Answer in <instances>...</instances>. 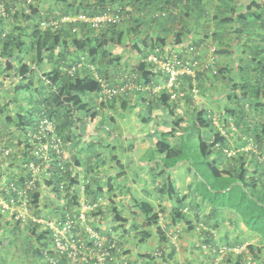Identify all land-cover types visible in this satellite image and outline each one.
<instances>
[{
  "label": "trees",
  "instance_id": "16d2710c",
  "mask_svg": "<svg viewBox=\"0 0 264 264\" xmlns=\"http://www.w3.org/2000/svg\"><path fill=\"white\" fill-rule=\"evenodd\" d=\"M82 1L83 0H57L59 3L66 4L64 11L55 12L54 9L51 8L44 13V9L42 10V8H44L42 7V0H32V4L30 5L21 4L17 2V0H5L3 2L5 4L7 16L2 17V15H0V60H4L7 72H12V75L16 77L17 75L20 76H18L20 78L19 84L15 88L16 93L24 97L28 102L36 104V107H32V109L29 108L30 110L28 109L26 112H19L17 114L18 129L22 136L24 135V140L19 138L20 141L18 145L25 147L21 152L20 164L17 166L18 169L15 167V161H11L12 163L10 164L7 163L14 153L9 149V146L5 144L3 146L2 142H0V148L11 151L10 156L5 159L4 168L7 172L11 171L8 173V180L19 187L25 186L29 181L30 173L27 165L31 162H35L36 164L42 163V168H48L47 170L51 172V178L43 179L41 183H38V189L31 194L32 206L37 218L43 217L41 206L42 203H44L43 197L46 188L50 189L49 194L52 197L58 196L60 197L59 199L62 198L64 205L62 206V204H60L62 203L61 200L59 202L61 206H59V208L61 210H65L69 206L78 207L82 205L81 198L79 197V194L81 196V192L86 195L90 192L92 194L93 190L91 184L86 183L84 185V190L81 189V186V188L76 186L80 181H86L89 174H80L79 168L81 167L82 152L78 153L80 136L75 132L74 119L77 118V129L80 130L81 126L85 125L84 119H91L93 123L94 120L99 118V112L95 109V106H93L92 103L84 101L83 97L98 94L101 91V83L97 80L96 74L103 80L115 84V77L117 76L114 77L115 80L109 77L107 74L108 72L106 73V69H119L120 67H124L126 64L122 60L128 56V52L126 51L125 53L122 50L124 32L120 29L122 25H124L123 23L128 13L126 7L123 5V1L125 0H98L93 4H84ZM108 8L119 9L124 15V21L121 24H106L100 29L90 28L88 25L81 22L60 24V26L54 30L42 29L41 27L44 21H60L63 17H78L80 14L96 16L107 11ZM152 11L153 17L157 20L168 18L169 14L164 9L156 7ZM148 12L151 13L149 8ZM11 17L20 24L16 26L12 32H7L5 22H7V20L9 21ZM230 19L232 23L236 22V20L243 23L250 21H255L257 23L263 22L264 0H255L251 2L246 7L245 12ZM31 29L32 33L30 32ZM24 36L28 38L29 42L26 40L24 41ZM144 43H146V41H144ZM158 46H161V41L158 39L154 40V42L152 39L150 49L146 50H142V47L135 44L132 49L133 53L138 55V61H134L136 63L134 65L132 64V67L127 65L128 68L131 69L121 73V75L119 74L117 80L125 76L128 78H136L135 82L138 85L148 88L144 91L153 92L152 87L158 86L153 81L155 78L153 71L160 74H162V72L158 69V66L150 62L148 58L152 55L160 56L162 52ZM24 55H29L28 64L23 63L24 58L22 56ZM216 55L218 56V49ZM197 58L199 59V57ZM16 59H18L17 62ZM46 64H50V66L46 67ZM127 64L130 63L128 62ZM214 68L218 70L217 74L211 76L224 77L225 72L219 68L218 60ZM258 69L264 74V60L261 63V67ZM206 72L204 71L197 75L195 84L190 77H181L179 79L180 84V80L183 78H187L191 81V101L197 96L194 94L193 90L197 89L199 92V79L201 75ZM262 87H260L259 93L264 96V88ZM136 92L140 93L143 91L139 90ZM174 93L177 94L176 99H172L171 94L166 90H161L159 93L152 94L159 95L160 98L158 101L151 100L147 103L149 112H147V117L144 119V124L150 121L155 109L165 108L168 110L170 116L175 119L176 127H180L182 119L179 118L175 111L180 96L184 98L186 94H181L180 86L175 89ZM261 94H256L255 96L260 98ZM132 96L133 94L128 97L114 98L104 103H107L108 106L114 110L116 109L115 102L122 100L126 104V100L130 99ZM246 97H249V95ZM124 110H126V108H124ZM0 113H4L1 106ZM81 113L84 114L83 117H79ZM205 113L204 111L199 112L196 121H193L189 126L192 125L195 126V128L198 127L205 130L212 129L210 121L203 124V116ZM241 114L246 116V114ZM6 118L10 123L14 121L10 116ZM45 118L54 123L57 136L63 141L65 150L71 155L70 161L62 165L64 171L61 169L62 162L58 159L55 151L50 150V159L45 162L35 155L38 140H34L33 136L38 134L40 122ZM110 119L111 122L109 123H115V117ZM256 125L258 129L263 126V122L258 119ZM262 128L264 132V126ZM96 129H98V127ZM92 130L93 126L89 128L90 132ZM187 130H189V128H187ZM213 131L214 134L211 140L202 137L199 139V148L202 157L212 159L209 165L213 176L215 178L234 177L236 182H239L238 186L242 192L249 191L250 189L256 192H260L259 190L264 191V162H262V160L264 161L262 158L264 154H260V152L263 151L264 144L260 143L258 139L255 138L253 143L245 142L238 145L237 150L251 146L249 151H239L238 158L234 155L228 156V151H232V149L226 145V135L220 130ZM226 133L229 135L231 131L226 129ZM173 135V130L162 133L160 139L155 141L154 147L160 157H167L175 160V167L181 161L183 150L168 142ZM75 139L78 140V145H76ZM48 142L51 143V140L48 139ZM71 146L73 149L72 152H70ZM225 149L227 152L224 151ZM98 156L100 155L98 154ZM249 157L252 158L250 159ZM232 160L235 165L231 163ZM221 163L223 169L219 170L218 165H221ZM166 169L169 168L166 167ZM196 173L198 174L197 171ZM64 183L65 185L63 186ZM62 186L63 188H61ZM98 188L94 197L92 196V200L86 201L87 204L99 202L100 198L98 196L102 194L103 189L100 187ZM167 190L169 191V197L177 202L172 216L176 222H184L187 226V231L192 233L203 221L199 220L198 215L195 221L190 220V214L184 211V206H182L190 195L191 188H189L182 198L178 197V193L171 182L168 183ZM218 192L219 191H217V193ZM203 202L211 204V202L206 199H203ZM114 203L115 200H112V204ZM138 207L139 211L145 217V223L141 226L138 225L137 227H133L135 230L139 229V233L136 235V238H139L137 244L141 245L146 243L155 231L157 235L160 236V242L162 244V247L158 250L162 252L160 262L162 264H168L174 261L177 250L174 245H168L170 238H168L159 227L160 214L155 211V207L150 202H143L139 204ZM198 208L199 206H197V208L191 207L190 210H198ZM99 209L101 208L99 207ZM215 211L216 208H212V215L210 214L205 218L206 226L202 229L199 239V244L201 245L196 246L195 250L202 253L209 250L210 256L214 253L208 261L209 264H246L248 258H251L253 263L264 264V259L262 258L264 254L263 246H257L247 241L245 243V240L242 239L243 236H237L234 240H229V236H224L225 240H223V243L218 239V236H221V223L215 220ZM111 212L114 221L118 223L119 226L118 228L112 226L110 232L106 233L110 238L113 235V230L116 231L128 225V220L122 217L121 212L116 206L112 207ZM237 213L241 215L244 214V212L236 211L235 216L233 215L234 218L239 221V218L237 219ZM1 216L7 218L3 215ZM213 219L215 220V224L212 222ZM7 220L16 223V229H21L20 227L27 229L28 233L26 232L27 236L25 235L26 238H23V241L32 242V237L38 239L40 242L38 247L34 248L32 245L29 247L26 245L27 247L23 250L30 258H33L30 261L37 260V264H45V256L42 250L51 245V239L48 232L43 229V225L32 221L24 223L21 220L14 219V217ZM232 223L231 221V224ZM235 223L236 222H234V224ZM7 224L10 225L9 222H7ZM122 237L124 238L123 235L118 238V247H122L124 250L125 255L128 257L129 264H137L138 262H141V264H148V262H150L146 260H151V257L148 255L143 261H139L138 259L134 262V260H131V250L125 247ZM0 264L15 263L7 262L6 258L3 257L0 260Z\"/></svg>",
  "mask_w": 264,
  "mask_h": 264
},
{
  "label": "crops",
  "instance_id": "0c3cea01",
  "mask_svg": "<svg viewBox=\"0 0 264 264\" xmlns=\"http://www.w3.org/2000/svg\"><path fill=\"white\" fill-rule=\"evenodd\" d=\"M48 1L42 0V7H45V12L53 8L50 6V1ZM253 1L255 0H125L123 1V5L126 7L128 13L126 14L124 25L120 29L124 32L122 50L125 53L126 51L128 52V56L122 60L126 65L119 69L107 68L106 73L108 72V76L114 80L116 78L117 81L119 74L121 75V73L131 69L128 66L132 67V64L134 65L136 63L134 61H138L137 59L139 57L136 53H133L132 47L136 44L142 47V50L150 49L152 39L153 42L156 39L161 41V46L158 47L162 53L179 54L181 57L188 59L195 58L202 65L206 62L208 48L215 46L218 49L217 60L219 68L225 72L224 77H213L209 72L205 71L206 73L201 75L198 82L199 94L192 101L190 100L191 81L187 78L180 80L181 94H186V96L184 98L180 96L175 111L179 118L182 119L179 128L176 127L175 119L170 116L169 112H160L158 114L157 111L160 108L154 110L150 121L154 116L156 119H162L161 121L166 119L169 123L171 122L175 130L171 139L175 142L179 136L178 133L187 134L189 125L193 121H196L199 112L204 111L206 113L203 116V124L210 121L212 129H206L202 133V136H205V139L211 140L214 134L213 130L222 131L227 137L226 145L232 149V151H228V156L234 155L238 158L239 151L244 150L246 152L251 149V146H249L237 150L238 145L245 142L253 143L255 138L264 144V132L262 130L264 126V96L259 93L260 87L263 86L262 88H264V74L258 69L261 67L264 56V21L260 23L255 21L243 23L239 20L232 23L230 21V18L245 12L246 7ZM156 7L164 9L169 14L168 18L155 19L152 10ZM148 8L151 13L148 12ZM193 46L201 48V57L199 59L190 50ZM128 62L130 64H127ZM153 73L155 74L153 81L157 85L163 84V75L155 73V71ZM152 94L154 93L151 91L136 92L130 99L126 100V104L122 100L115 102L116 109L114 110L107 103L101 104L98 101V97L96 98L97 102H92V104L99 112V121L105 118L100 114L102 110L109 111L111 114H118L120 110H123V113L119 114V117L123 119L122 121L125 120L127 115L132 118L133 112H136L135 118L137 121L141 120L144 124V119H146L147 114L139 118L142 111L149 112L147 103L151 100L158 101L160 98L159 95ZM256 94H261L260 98H257L255 96ZM247 95L249 97H246ZM94 96L97 95L94 94ZM111 111L114 112L112 113ZM241 113L246 114V116ZM113 117H115L116 123L118 120L115 115L110 116L108 121L111 122L110 118ZM258 119L263 122V126L257 129L256 121ZM158 122H154L156 126ZM226 129L231 131L229 135L226 133ZM129 136L132 139L134 138L132 135ZM129 136H125L124 139L127 140ZM224 151L227 152L226 149ZM260 154H264V145L263 151ZM262 156L264 159V155ZM158 158L159 154L157 155ZM249 158L251 159L252 157ZM132 160V157L129 155H122L120 158L118 155H111L101 160V165L99 163L93 171H83L86 160L83 157L81 158L80 174L87 175L90 172L91 174H98L106 180V185L103 181V186L100 187L103 189V192L98 197L102 201V206L97 219L101 221V224L105 221L110 223L109 221L112 218L108 215L111 214L112 209L110 210L109 207L116 206L121 212L122 217L128 220V225L126 224L127 226L117 231H121V235H125L124 238L122 237V240L125 247L131 250V260H134V262L138 259L139 261H143L147 255L162 247L160 236L154 231L152 237L146 241L148 244L142 247L145 243L141 244V246L136 243V249H133L130 243L132 240L129 241L126 237H135L139 233V229L135 230L133 227L143 225L145 223V217L139 211L138 206L143 202H150L155 207V211L160 214L159 227L170 238L168 245H174L177 250L174 261L168 264H209L208 261L211 258L207 256V252H199L200 255L194 253L196 246L201 245L197 244L198 240L196 238H199V234L205 228L203 224H199L191 233L182 225L184 222L178 223L172 216L177 202L169 197L167 186L170 182L174 186V175L177 176L179 174L176 170L177 168L174 170L167 169L165 171L164 169H160L158 164H155L153 161L148 162L147 165L144 163L137 165ZM262 162L264 161L262 160ZM231 163L235 165L233 160ZM183 165L185 166L184 172L187 175L186 178H188V191L191 188L189 183L192 184L191 178L195 174V171L192 170L189 162L185 161ZM138 166L143 169H148L146 173L150 176H157V178L150 179V181L154 180L153 185L148 183L149 179L143 181L146 183V189L141 188V186H131H137V183L142 182L140 179L137 181L130 179V169L137 168ZM220 166L223 169L222 163ZM165 172H171L172 175H164ZM128 175L131 183L127 186H123L124 183L121 185L120 180H124ZM161 177L165 179L166 183L159 181ZM98 180H102L101 177ZM151 186L154 187L152 191L149 190ZM97 188L96 186H92V194L91 192L87 195L81 194V196L79 194L81 202L91 201ZM174 188L179 198H182L187 193L184 190H177L175 186ZM135 190L137 193H139L138 190H143L142 194H146V198L148 199L146 201H141L143 197L137 199L134 196ZM59 198L58 196H49L44 201L46 205L54 207L59 204L60 200L62 202V198ZM112 200H115L114 204H112ZM104 204L105 206L103 207ZM208 205L207 202H203L200 196L189 195L182 206H184V211L190 214V220L195 221L198 215L201 221V217L206 215L202 214L204 213V208H207ZM197 206H199L198 210H190L191 207L197 208ZM136 220L138 221L136 222ZM102 227L105 226L102 225ZM109 230L106 228L105 231L109 232ZM115 234L117 235V233ZM255 237L257 236L255 235ZM4 256L5 254L0 251V260ZM160 261L158 260L157 264H162ZM18 264L20 263L18 262Z\"/></svg>",
  "mask_w": 264,
  "mask_h": 264
},
{
  "label": "rangeland",
  "instance_id": "374dc122",
  "mask_svg": "<svg viewBox=\"0 0 264 264\" xmlns=\"http://www.w3.org/2000/svg\"><path fill=\"white\" fill-rule=\"evenodd\" d=\"M49 1L48 2L50 3V6L55 8V12H62L66 8V4L59 3L57 2V0ZM97 1L98 0H83L82 3L93 4ZM42 9L45 10V7ZM44 10L43 12L46 13ZM19 24V22H16L14 18L11 17L9 21L7 20V22H5V28L7 32H12L16 26H19ZM30 32L32 33V29L30 30ZM25 40L29 42L28 38L24 36V41ZM28 56L29 55L22 56L24 58L23 63L28 64ZM262 59L264 60V56ZM17 60L18 59H16V62ZM47 66L48 64H46V67ZM12 74V72L6 71L4 60H0V106L4 110L3 114L0 113V142H2L3 146L4 144L8 145L9 149L14 152L13 156L7 163L10 164L12 163L11 161H15L14 164L17 168V166L20 164L22 154L21 152L25 148L18 145L20 141L19 138L24 140V135L22 136L18 129L17 114L19 112H26L29 108L32 109V107H36V104L28 102V100L16 93L15 88L19 84L20 76L17 75L16 77ZM96 98L97 96L94 95L83 97L84 101H86L87 103H92L95 101L97 102ZM157 112L158 114L160 112L168 113V110L165 108H160V110ZM121 113H123V110H120L118 114H111L109 111L102 110L100 114L102 117H105L104 120L99 121L97 119L92 123L91 119H84L85 125L81 126L80 130L77 129V118L74 119L76 128L75 132L78 136H80L79 142L77 139H75V142L79 143V145L78 143L76 144L79 147L78 153L82 152L81 155L86 160L84 162L83 171H93L95 167L99 165V163L101 165V160H104L111 155H118L119 158L122 155H129L132 157V161L137 165L142 163L147 165L148 162L153 161L155 162V164H158L160 169H164L165 171L167 170L166 167L169 169L174 167L175 160L169 159L167 157L163 158L160 156L157 159L158 153L154 147L155 141L160 139L162 133L169 130H173L175 132L173 124H171V122L169 123L166 119L163 121H161L162 119H156L154 116L151 121H148L147 124H143L141 120L137 121V119L135 118L136 112H133L131 116L133 119L127 115L125 120L122 121L123 119L119 117V114ZM146 114V111H142L139 118H141L143 115L146 116ZM109 115H115L118 121L116 123H109ZM7 116L13 118L14 121L10 123L6 118ZM83 116L84 114L81 113L79 117ZM155 121H159L157 126L154 123ZM92 126L93 130L92 133H90L89 128ZM97 127L98 129H96ZM188 128L189 130H187V134L181 132L178 133L179 136L175 141L176 143L173 142L172 139L168 141L171 145H175L176 147H179L183 150L182 158L180 159L181 161L177 164V166L172 168L173 170L177 168L176 170L179 173L177 176L174 175V186L177 188V190L187 191L188 178H186L187 175L184 172L185 166L183 164H185V161L189 162L192 170L195 171V174L191 178L192 184L189 183V185H191L190 195H199L202 200L206 199L207 201L211 202V204L209 203L210 205H208L207 208H204V213H202L204 215L206 214L204 217H201L203 226H206L205 218L211 214L210 209L216 208L215 220L221 223L220 234L222 236H218V239L221 240L222 243L224 242L223 240H225L224 236H229V240H234L237 236H243L242 239L245 240V243L247 241L257 246L261 245L264 247V191L259 190L260 192H256L250 189L249 191L242 192V190H240L238 186L239 182L237 183L234 177L215 178L211 172L209 165L212 159L202 157L199 148V139L200 137H205L202 136V133H204L206 130L200 129L198 127L195 128V126L192 125ZM129 135H132L134 138H130ZM125 136H129L127 137V140L124 139ZM72 150L73 149L71 146L70 152H72ZM98 154L100 155L99 157ZM218 169L221 170L222 167L218 165ZM147 171L148 169L140 168V166H138L137 168H131L129 171L131 173L130 179L132 181H137L138 179L142 180L141 183L136 184L137 186H131H141V188L146 189V183L143 182L146 181V179H149L148 183L153 185L154 180L150 181V179L157 178V176H150L146 173ZM196 171L198 172V174L196 173ZM166 174H171V172H165L164 175ZM98 176V174H91L89 172L87 180L83 182L80 181V183H78V185L76 186L83 187V185L89 183L92 186L101 187L103 186V181L106 185V180L102 176H99L102 180H98ZM130 179L128 175L124 180H120L121 185L123 183V186L129 185L131 183ZM159 181H161V183H166L165 179H163L162 177ZM153 189L154 187L151 186L149 190L152 191ZM138 191L139 193H137V191L135 190L134 196H136L137 199L143 197V200L141 201H146V199L148 198H146V194H144L145 196L142 194L143 190ZM217 191L219 192L217 193ZM81 194L83 193L81 192ZM83 195H85V193ZM151 195H153V193H151ZM49 196L51 195L48 194V192H45L43 201L45 200V198H49ZM58 205L54 207H51L50 205L46 206L44 201L41 206V209L44 212V217H49L50 211H56V213H59V210L61 209ZM104 206L105 204L103 205V207ZM109 209L111 210L112 207H109ZM236 211L244 212V214L241 215L237 213V219L239 218L238 220L240 222L234 218ZM108 216L112 219L109 221L110 223H108V221H105L103 224H101L105 226L103 227V229L106 230L107 228L109 230L112 226L118 228L119 224L114 221L112 212ZM7 219L8 218H3L0 214L1 253L3 252L5 254L4 257L6 258L7 262H14L15 264H18V262L20 264H37V260L30 261L33 258H30V256H28L23 249L27 247L26 245H28V247L32 245L34 248L38 247L40 245V242L36 237H32V242L25 240L23 241L22 239L26 238L27 236V229L24 227H20L21 229H16V223L8 221ZM215 220L213 219V224H215ZM137 221L138 220H136V222ZM231 221L233 222L232 224ZM7 222H9L10 225H8ZM234 222L236 223L234 224ZM182 225L187 230L186 224L183 223ZM117 230H113V232H115L112 234L116 238H120L122 232ZM115 233H117V235ZM251 235L252 237H250ZM255 235L257 237L254 238ZM126 238H128L129 241L132 240L130 243L132 244L133 249H136L137 247L135 248V245L138 242L139 238H136V236H129ZM199 239L200 234L199 238H196V240H198L197 244L200 243ZM146 244H148V242L145 243L142 247L146 246ZM10 250L13 252H11ZM199 252L200 251L198 250H194V253L197 255L199 254ZM206 254H208L207 256H210L209 250ZM213 254H211V256ZM262 258L264 259V254L262 255ZM246 264L257 263H253L251 261V258H248Z\"/></svg>",
  "mask_w": 264,
  "mask_h": 264
},
{
  "label": "built area",
  "instance_id": "2783aa9c",
  "mask_svg": "<svg viewBox=\"0 0 264 264\" xmlns=\"http://www.w3.org/2000/svg\"><path fill=\"white\" fill-rule=\"evenodd\" d=\"M3 1L5 0H0V15L6 17V8ZM17 2L26 5L32 4V0H17ZM123 21L124 15L119 9L108 8L107 11L96 16L80 14L78 17H63L60 21H44L41 27L42 29L54 30L60 24L81 22L90 28L100 29L106 24H121ZM190 50L195 56L201 57V48L193 46ZM216 52L217 48L210 46L206 62L203 65L195 58H183L174 53H160V56H150L148 60L158 66L165 77L162 85L152 87L153 93L166 90L171 94L172 99H176L177 94L174 91L181 85L179 82L181 77H190L195 84L199 73L209 71L211 75H216L218 71L214 68L217 63ZM95 76L101 83L102 88L96 94L100 103L111 101L114 98L128 97L136 91L148 89L138 85L135 82L136 78L125 76L113 84L103 80L97 74ZM193 91L195 95H198L197 89ZM33 139L38 140L35 155L45 162L50 159V150L55 151L58 159L62 162L61 169L64 171L62 165L68 163L71 156L65 150L63 141L57 136L54 123L47 118L43 119L39 125V132L33 136ZM48 139L51 140V143L48 142ZM10 154V150L0 148V214L8 219L14 217V219L21 220L24 223L32 221L43 225V229L48 232L51 239V245L42 250L45 256V264H129L124 250L122 247H118V238L114 235L111 238L108 237L101 221L97 219L100 211L99 207L102 206L101 199L95 204L82 202V205L78 207L69 206L65 210H59L60 216L56 211H50L49 217L45 218L43 212V217L37 218L32 206L31 194L38 189V183H41L45 178H51V172L47 170L48 168H42V163L31 162L27 165L30 173L29 181L25 186L19 187L8 180L9 172L4 168L5 159ZM84 187L83 185V190ZM45 192L49 194L50 189L46 188ZM63 205L64 201H62ZM148 256L151 257V260L146 259L150 261L148 264H157V261L162 258V252L156 250ZM137 264H141V262Z\"/></svg>",
  "mask_w": 264,
  "mask_h": 264
}]
</instances>
